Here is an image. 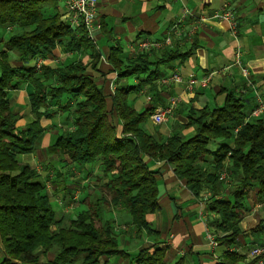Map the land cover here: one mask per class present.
<instances>
[{
	"label": "trees",
	"instance_id": "1",
	"mask_svg": "<svg viewBox=\"0 0 264 264\" xmlns=\"http://www.w3.org/2000/svg\"><path fill=\"white\" fill-rule=\"evenodd\" d=\"M58 1L0 0V24L21 27L0 50V264H100L104 256L129 258L128 264H170L165 248L158 244L130 256L120 247L111 220L95 226L96 211L83 210L68 227H55V211L45 181L17 158L34 151L45 130L40 120L59 113L73 119L74 129L57 135L48 152L65 155L80 168L100 161L110 196L108 201L102 199L122 207L138 235H158L146 219L147 214L159 209L155 171L143 160L148 156L171 164L176 177L185 180L194 196L203 190L210 192L207 210L216 218L208 224L222 233L217 241L233 244L240 233L238 223L248 191L257 186V199L264 202L263 122L245 120L242 98L228 92L221 106L189 109L184 126L193 127L191 138L147 133L141 124L152 110L137 112L128 105V95L146 84L151 87L159 77V66L186 53L175 49L153 56L140 53L124 64L119 58L120 47H111L108 62L118 71L117 78L134 76L138 83L115 88L108 107L102 89L87 73L88 67L95 68L99 53L83 26L73 27L64 19L65 9H60ZM27 26L30 29H24ZM64 38V49L88 51L90 64L78 58L62 66L41 64L37 68L36 63L14 67L8 61L7 50L22 60L45 59ZM22 83L32 86L28 106L35 119L17 129L18 115L10 109L7 91L18 89ZM111 117L120 124L119 132ZM214 143L218 146L213 149ZM207 154L212 156V163L205 169L198 160ZM221 171L228 179H220ZM225 188L229 196L219 197ZM261 228L259 225L254 231ZM47 252L53 257L43 260ZM243 259L244 255L225 250L216 264H239ZM172 264H184V259L180 257Z\"/></svg>",
	"mask_w": 264,
	"mask_h": 264
},
{
	"label": "crops",
	"instance_id": "2",
	"mask_svg": "<svg viewBox=\"0 0 264 264\" xmlns=\"http://www.w3.org/2000/svg\"><path fill=\"white\" fill-rule=\"evenodd\" d=\"M224 10L230 11L229 18L219 16ZM95 20L100 23V28L91 32V40L99 53V59L94 69L88 67L87 73L102 89L108 107L115 88L138 83L134 76L117 78L118 71L108 62L111 47H120L119 58L124 64L140 53H151L153 56L164 49L186 53L183 58L159 66V77L151 87L146 84L128 95V105L137 112L150 109L153 113L158 108H171L170 114L160 125H155L149 117L156 130H147L145 124H141L147 133H159L164 138L173 134L184 140L191 138L194 135L193 127L184 126L188 121L189 109L221 106L228 92L242 98L245 120L253 122L259 119L264 125V109L253 113L264 105V0H98ZM20 29L16 24H0V50L4 48L3 42ZM166 37H170V45L159 50H138L137 43L144 39L160 41ZM66 41V38L62 39V43L45 59H38L43 61L42 64L52 66L66 65L78 58L90 64L92 58L88 51H66L63 47ZM6 54L14 67H28L38 61L31 58L22 60L12 50H7ZM175 71L181 81L170 79ZM49 82L55 85L54 81ZM31 92L32 86L28 83L7 91L10 109L18 115L17 129L35 119L28 106ZM58 115L60 113L52 119L40 120L45 130L36 141L35 149L37 146L39 148L36 151L34 149L35 152L19 155L23 160L21 164L31 167L34 154L43 155L57 135L74 129L72 118L66 119L65 114H61L63 117ZM56 117L64 123H60L59 128L51 125L49 129L50 122ZM111 120L119 132L117 119L111 117ZM67 122L68 126L72 122V128L68 130L65 128ZM217 146L218 143H214L213 149ZM49 156L52 163L58 161L56 154L50 153ZM61 159L66 164L70 163L65 155ZM143 160L155 171L158 183L159 209L146 215L151 228L158 235L156 238L145 233L138 235L134 230L131 235L133 238H130L121 233L117 238L123 250L134 256L141 248L158 244L165 248V257L170 264L180 257L184 259V264H216L219 255L229 250L244 255L239 264H253L254 259L255 264H260L261 257L250 254L254 246L264 245V202L257 199V186L248 191L244 208L241 209L242 218L238 223L240 233L233 244H228L217 241L216 237L222 233L208 224L209 220L216 218L207 210L208 198L205 200L206 197H203L204 193L210 194L208 190L196 197L188 189L185 180L176 177L171 164L154 161L148 156H143ZM198 162L206 163L204 168L210 166L212 156L201 155ZM91 166L94 163L82 169ZM57 175L59 178L62 176L59 172ZM220 196L227 198L228 188L223 189ZM259 225L262 228L254 231ZM136 245L141 246L135 254L128 252V247L132 249ZM114 258H117L115 264H128L129 258ZM262 258L261 264H264V253ZM111 259L101 257L100 264H111Z\"/></svg>",
	"mask_w": 264,
	"mask_h": 264
},
{
	"label": "rangeland",
	"instance_id": "3",
	"mask_svg": "<svg viewBox=\"0 0 264 264\" xmlns=\"http://www.w3.org/2000/svg\"><path fill=\"white\" fill-rule=\"evenodd\" d=\"M58 6L63 8L62 0L58 1ZM14 102L15 100H13V104ZM58 117H63V115L60 114ZM58 117L52 120L53 122H50L51 124L48 126L49 129L51 125L56 128L60 127V123L62 124L63 121ZM144 124L147 130H153L154 126L150 123L149 118ZM65 128L67 130L72 128V122H70L69 126L68 122L65 123ZM154 130L156 129L154 128ZM37 148H39V146H37L36 149ZM45 152L46 153L40 156L36 154L33 155L35 159L31 167L46 183V193L50 196V203L55 211V227H68L70 221L75 219L81 211L89 209L90 212H97V216L93 215L96 227H101L105 220H111L113 222L114 231L117 233L116 235L120 236V234L123 233L125 236L133 238L131 235L134 229L129 224V215L122 207L107 204L102 199L105 198L108 201L110 196L105 186L106 179L102 176L100 161H96L94 166L88 169H82L77 168L75 164L64 163L60 155L56 157L58 161L52 163L51 157L49 156L50 153L48 151ZM38 157H40V159H37ZM17 160L20 164L23 163L19 155ZM200 165L204 168L206 163H200ZM209 167L210 166L207 165L205 169ZM57 172L62 175L60 178ZM204 191L205 190L202 192L204 193ZM203 197H206V200L210 197V194L204 193ZM140 246L141 245H136V247L132 249L128 247V252L135 254ZM52 256V252H47L42 259L47 260ZM111 258V264H115L117 258Z\"/></svg>",
	"mask_w": 264,
	"mask_h": 264
},
{
	"label": "built area",
	"instance_id": "4",
	"mask_svg": "<svg viewBox=\"0 0 264 264\" xmlns=\"http://www.w3.org/2000/svg\"><path fill=\"white\" fill-rule=\"evenodd\" d=\"M97 2L98 0H62L65 9V14L63 17L73 27L83 26L87 31L88 37L91 38V32L94 29L100 28V23L95 20V6ZM219 16L223 18H229L230 11L224 10ZM170 44V37H166L160 41L144 39L137 43V47L140 51H148L151 49L159 50ZM42 63L43 61L38 59L36 63L37 68H39ZM170 79L174 81H181V77L176 71L170 75ZM261 109H264V105H261L257 111L254 110L253 113L259 112ZM170 112L171 108L169 107L158 108L151 114L150 119L155 125H159L166 120ZM226 175L227 174L225 171H221L220 179H225ZM263 253L264 245H256L250 251L251 256L261 257L258 262L260 264L263 262Z\"/></svg>",
	"mask_w": 264,
	"mask_h": 264
}]
</instances>
